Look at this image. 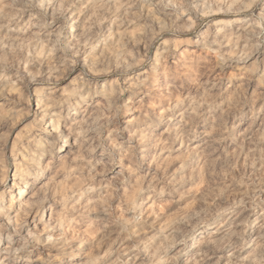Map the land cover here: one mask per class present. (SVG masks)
<instances>
[{
  "label": "clouds",
  "instance_id": "1",
  "mask_svg": "<svg viewBox=\"0 0 264 264\" xmlns=\"http://www.w3.org/2000/svg\"><path fill=\"white\" fill-rule=\"evenodd\" d=\"M0 264H264V0H0Z\"/></svg>",
  "mask_w": 264,
  "mask_h": 264
}]
</instances>
